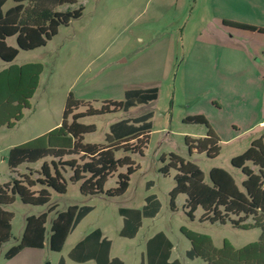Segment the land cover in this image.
Masks as SVG:
<instances>
[{
	"label": "rangeland",
	"instance_id": "obj_1",
	"mask_svg": "<svg viewBox=\"0 0 264 264\" xmlns=\"http://www.w3.org/2000/svg\"><path fill=\"white\" fill-rule=\"evenodd\" d=\"M14 6V1L8 0L4 11ZM81 7L84 8L81 18L71 21L68 26H61L45 47L20 51L11 64L40 63L44 71L30 108L23 111V119L13 128H0V185L13 178L21 179L30 170L34 173L31 178L39 177L37 171L43 162L23 165L16 174H12L8 166L10 150L58 127L70 95L101 109L105 101H124L128 90L157 88L159 97L152 103L138 105L129 112L119 111L79 120L96 129L85 135L83 142L104 146L114 123L152 113L149 143L143 156L130 155L139 169L131 175L129 188L120 197L106 194L85 197L80 192V185L69 181V174L66 176L67 194L60 195L50 190L49 205H26L16 197L15 203L4 207L13 213L14 218L12 238L0 250V264H58L61 258L67 264H79L71 261L68 254L96 229L102 230L112 242L111 257L122 259L124 264H141L146 256L147 241L160 232L174 245L172 261L205 264L201 257L194 260L187 257L192 243L181 232L182 228L208 237L211 247L217 251L224 248L226 241L235 250L259 242L264 234L262 226L244 230L233 227L230 222L222 225L202 221L204 211L201 208L191 220L186 215L187 196L184 194L177 197L176 208L172 210L170 192L176 186L178 172L171 169L168 175L161 173V169L170 163L171 155H176L196 164L203 172L206 184L211 183V170L219 168L228 172L243 191L245 176L232 166L231 161L264 136L262 91L258 85L247 76L228 75L219 79L214 69V51L199 42L200 33L210 16L207 0H78L77 5L54 10L64 12ZM8 44L17 48L15 38L8 40ZM234 61L241 71L250 70L249 65L244 66L243 56L236 55ZM11 65L0 59V72ZM225 70L228 71L227 68ZM86 110L87 107H80L76 113ZM198 115L205 116L211 127L215 126L222 132L224 139H231L219 144L220 153L214 159L206 154L190 155L186 145V137L196 138L208 131L205 125L185 122L188 117ZM125 155L120 150L115 156L122 159ZM48 161L50 163L51 160ZM248 166L252 167L250 163ZM126 171V168H120L109 178L104 190L115 189L118 175ZM148 183H152L150 188H147ZM33 189L38 191L39 187ZM149 196H156L159 200V214L153 219L143 218L142 228L135 239L120 237L124 218L119 210H142ZM53 205L57 209L48 216L44 248L25 249L12 260H7L5 255L21 239L27 218L40 216ZM76 205L90 206L93 211L70 234L61 252L51 251L50 232L57 212ZM232 219L238 220L239 217ZM246 225H254V220L250 218ZM199 246L205 247L202 243Z\"/></svg>",
	"mask_w": 264,
	"mask_h": 264
},
{
	"label": "trees",
	"instance_id": "obj_2",
	"mask_svg": "<svg viewBox=\"0 0 264 264\" xmlns=\"http://www.w3.org/2000/svg\"><path fill=\"white\" fill-rule=\"evenodd\" d=\"M15 6L7 11L4 7L8 0H0V59L6 64H12L20 51H32L45 47L48 41L58 34L61 26H68L71 21L81 18L83 7L75 10L67 9L58 12L54 9L62 6H74L78 0H13ZM224 25L234 28L264 34V29L241 23L224 21ZM15 38L17 48L8 44ZM44 71L40 63H28L23 66L11 65L0 72V128H13L23 119V111L30 108V101L36 94L41 75ZM159 90L134 89L125 93L121 102L105 101L101 109H95L91 102H84L69 96L63 114L62 123L48 133L26 144L10 150L8 166L12 174L26 164L43 162L38 178L30 170L21 179H14L0 185V250L12 238L13 213L4 209L19 197L22 203L32 206H46L51 203L50 190L65 195L68 192L66 176L72 184L80 185V192L85 197L106 194L109 197H120L129 188L130 177L139 167L130 155H144V149L149 143L152 132V113H147L135 119H125L110 127L106 136L107 145L97 146L85 144L84 136L95 132V126L79 122L88 116H101L119 111L129 112L138 105H146L158 99ZM80 107H87L82 113H76ZM70 118L72 121L70 122ZM185 122L205 125L208 129L204 139L186 137V145L190 155L206 154L210 159L220 153V140L203 115L188 117ZM123 150L126 155L116 159V152ZM70 157V158H67ZM51 160L50 163L48 160ZM163 161L165 159L163 158ZM232 166L242 171L245 176L243 191L236 185L233 177L223 169L211 170L210 185L204 182V174L199 167L186 162L182 158L171 155L170 163L161 169L163 175H168L171 169L177 170L176 186L170 192V204L175 210V201L181 194L187 196L186 215L193 220L195 212L201 208L204 211L202 221L219 222L222 225L230 222L233 227L248 230L262 226L264 230V136L254 141L251 147L241 156L231 161ZM248 163L252 167L248 166ZM120 168H126V173L118 175L117 187L105 191L109 178ZM152 183H148L150 188ZM39 187L36 191L33 188ZM53 205L48 212L40 216H31L26 220L24 233L18 244L5 255L12 260L23 250L43 249L45 246L49 214L56 211ZM161 209L156 196H149L142 210L120 209L124 218V226L120 237L135 239L143 225V218H155ZM93 211L90 206H70L64 212H57L52 222L50 232V249L61 252L70 234ZM232 217H239L238 220ZM252 218L254 225H246ZM181 232L191 241L192 248L187 252L190 260L201 257L205 264H264V234L259 242L250 244L240 250H235L227 241L220 251L211 247L206 236L181 229ZM199 243L205 245L204 248ZM174 245L162 232L152 237L146 245V256L141 264H181L175 260L170 262ZM112 242L96 229L69 252L71 261L85 264L93 261L96 264H124L118 257H111ZM58 264H67L61 258Z\"/></svg>",
	"mask_w": 264,
	"mask_h": 264
},
{
	"label": "crops",
	"instance_id": "obj_3",
	"mask_svg": "<svg viewBox=\"0 0 264 264\" xmlns=\"http://www.w3.org/2000/svg\"><path fill=\"white\" fill-rule=\"evenodd\" d=\"M207 3L209 5L210 16L207 18L208 23L205 29L200 33L199 42L205 48L214 51V62L216 63L214 64V69L216 76L219 79H223L228 75L238 77L247 76L251 81H255L259 87V91H262L261 103L263 104L264 110V34L224 25V21H228L264 29V1L207 0ZM248 43H252L251 46H248ZM236 55L243 56L244 66H250L249 71L245 70L244 72L240 70V67L234 61ZM226 68L228 71L225 70ZM140 89L151 88L141 87ZM261 125H264V122H262ZM211 128L218 136L220 144L231 141V139H224L222 132L217 130L215 126H212ZM206 136L207 133L206 135L192 139H204ZM247 222L248 220L246 221V224ZM171 258L170 262H174L175 260L172 261Z\"/></svg>",
	"mask_w": 264,
	"mask_h": 264
}]
</instances>
